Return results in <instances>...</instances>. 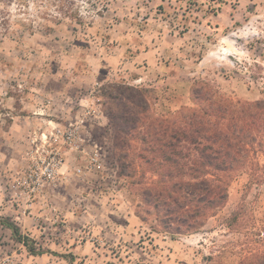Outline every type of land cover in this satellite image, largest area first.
Returning <instances> with one entry per match:
<instances>
[{"label":"rangeland","instance_id":"1","mask_svg":"<svg viewBox=\"0 0 264 264\" xmlns=\"http://www.w3.org/2000/svg\"><path fill=\"white\" fill-rule=\"evenodd\" d=\"M200 79L264 100V0H0V264H237L245 238L227 224L244 204L263 225L264 152L259 184L238 172L175 239L124 175L121 88L170 115L198 106Z\"/></svg>","mask_w":264,"mask_h":264},{"label":"trees","instance_id":"2","mask_svg":"<svg viewBox=\"0 0 264 264\" xmlns=\"http://www.w3.org/2000/svg\"><path fill=\"white\" fill-rule=\"evenodd\" d=\"M123 89L124 107L130 102L139 108V112L124 108V134L130 146L124 157L131 155L135 171L124 175L140 190L142 201L154 208L172 239L199 232L224 207L238 172L250 169L253 181L261 182L254 159L264 152V100L235 99L200 79L192 87L197 107L160 115L142 90L124 85L121 93ZM260 224H254L244 204L231 214L228 227L245 238L237 264H264V223ZM5 225L27 244L18 225L11 221Z\"/></svg>","mask_w":264,"mask_h":264}]
</instances>
